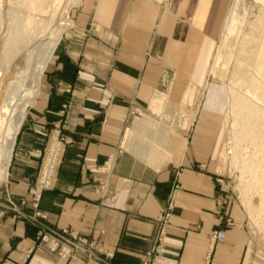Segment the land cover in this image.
Listing matches in <instances>:
<instances>
[{"label": "crops", "instance_id": "0c3cea01", "mask_svg": "<svg viewBox=\"0 0 264 264\" xmlns=\"http://www.w3.org/2000/svg\"><path fill=\"white\" fill-rule=\"evenodd\" d=\"M78 2L17 135L7 187L31 204L58 133L63 158L37 209L97 253H50L35 225L5 214L0 264H264V238L223 172L224 109L207 105L221 89L211 64L229 0Z\"/></svg>", "mask_w": 264, "mask_h": 264}, {"label": "bare ground", "instance_id": "6f19581e", "mask_svg": "<svg viewBox=\"0 0 264 264\" xmlns=\"http://www.w3.org/2000/svg\"><path fill=\"white\" fill-rule=\"evenodd\" d=\"M24 1V12L14 8ZM45 1L0 0V171L4 176L26 107L37 97L44 67L59 41L60 30L68 24L63 12L78 2L53 0L56 9L51 15L49 11L50 19L44 20L38 12ZM254 47L255 75L245 83L247 95L230 89L228 109L235 142L232 161L239 170L243 202L249 211L256 207L258 218H263L264 32ZM250 148L252 153L247 156ZM255 195L259 198L257 205L252 203Z\"/></svg>", "mask_w": 264, "mask_h": 264}, {"label": "rangeland", "instance_id": "374dc122", "mask_svg": "<svg viewBox=\"0 0 264 264\" xmlns=\"http://www.w3.org/2000/svg\"><path fill=\"white\" fill-rule=\"evenodd\" d=\"M24 3L25 1L21 4H16L14 5V8L22 9V12H24ZM78 4L79 2L76 1V4L71 5L63 12L62 17H64V19H67L68 24L63 26V29L60 30L59 42L54 54H56L59 49L62 34L72 25L73 12L76 10V6H78ZM55 9L56 8L53 0H46L45 2H43L42 10L38 13L40 14V16H44V20H48L50 19L48 17L53 14L52 11L54 12ZM44 11L45 13H43ZM263 32L264 1L229 0L227 14L214 42L213 59L211 64V79L214 83L218 84L221 89H217L214 87L215 90L213 89L207 105L212 109L218 111H222L224 109L223 124L221 125V127L216 128L219 129V131H223L225 133V147L222 157L224 164L223 172L227 175L232 189L235 191L237 197L239 198L240 203L250 220L251 226L261 235V237L264 238V217L262 218L261 216L260 218H258V210L256 209V207H253V209L249 211V209L243 202V197L240 192L241 188L239 184V170L236 164L232 161L235 142L233 139L232 115H230L231 113L228 109L230 105V89L232 91H238L242 95H247L245 83L248 77L255 75L254 67L256 61L254 46H256V44L259 42L260 38L263 35ZM42 79L43 76L41 78V83ZM223 98L225 100L224 103ZM31 106L32 105L26 107L25 118L20 126L18 133L20 132L27 118V114ZM53 134L54 132H52V135ZM16 139L17 136L15 138L14 146L11 152L12 154ZM65 145L66 140L59 138L58 133L57 135L51 136V138L48 139V143L43 148L40 166L37 170L34 184L32 186V200L29 206H27L26 202L23 199H14L10 191L8 190L7 186L10 174L9 169L12 160L11 154V159L6 169V175L4 176L0 171V218L2 215L12 214L17 219L29 221L38 229H40L42 226L48 227L45 224L44 219L39 217L41 215L38 212L37 204L41 193L53 186V182L57 174V169L61 163V159L63 158L62 156ZM252 150L253 149L251 148L248 149L247 156L251 155ZM0 166H2V161L0 162ZM43 184L46 186V188H44ZM259 194L261 195V193ZM258 200V196L255 195L252 198V203L254 205H257ZM167 207L170 208V204ZM30 218L35 219V221H31ZM214 242L217 241L213 240V243ZM151 257L152 256H149V260H152Z\"/></svg>", "mask_w": 264, "mask_h": 264}, {"label": "built area", "instance_id": "2783aa9c", "mask_svg": "<svg viewBox=\"0 0 264 264\" xmlns=\"http://www.w3.org/2000/svg\"><path fill=\"white\" fill-rule=\"evenodd\" d=\"M44 188H46L45 185ZM168 209L169 208H167V210ZM39 217L44 219V217ZM168 217L169 213L165 211L158 218L157 222L159 226V235H162L163 229L168 222ZM30 220L35 221L33 218H30ZM224 237V233L220 231L214 233L211 238L215 241H221L224 239ZM38 244L45 247L50 253H56L65 259H75L77 258L78 254L87 258H93L95 257V253H97L95 246L92 243H88L87 240L78 238L76 236L65 238L63 235L58 234L57 232H54L45 226H42L39 229ZM142 264H154L153 258L152 260L147 259Z\"/></svg>", "mask_w": 264, "mask_h": 264}]
</instances>
